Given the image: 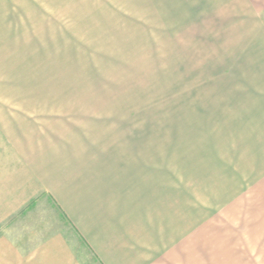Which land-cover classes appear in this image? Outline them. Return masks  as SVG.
<instances>
[{
	"label": "rangeland",
	"instance_id": "1",
	"mask_svg": "<svg viewBox=\"0 0 264 264\" xmlns=\"http://www.w3.org/2000/svg\"><path fill=\"white\" fill-rule=\"evenodd\" d=\"M4 4L0 235L3 168L31 169L84 193L89 220L193 248L195 264H264V114L234 24L186 1ZM52 206L21 225L67 228Z\"/></svg>",
	"mask_w": 264,
	"mask_h": 264
},
{
	"label": "crops",
	"instance_id": "2",
	"mask_svg": "<svg viewBox=\"0 0 264 264\" xmlns=\"http://www.w3.org/2000/svg\"><path fill=\"white\" fill-rule=\"evenodd\" d=\"M170 1H186L188 17L199 12L206 18L219 17L221 23L234 24L238 59L243 57L241 63L250 66L251 79L258 82L248 89L251 105L253 109L259 107L264 114V0ZM6 6L0 0V27H3V7ZM27 170L24 174L22 170L3 168L0 264H195L193 248L177 243L163 248L159 244V234L146 232V238L140 241L135 234L108 225L106 220H89L84 211L88 202L84 193L82 197V192L70 184H64L63 189L56 187L52 176L39 170L34 173ZM44 200L54 206L51 211H58V219L66 220L67 228L65 225L51 226L41 235L39 224L36 227L34 224L21 225L20 217L28 214L30 208L36 210ZM71 232L76 234L74 239ZM252 240L259 242L263 255L264 233ZM253 247L254 256L256 246Z\"/></svg>",
	"mask_w": 264,
	"mask_h": 264
}]
</instances>
